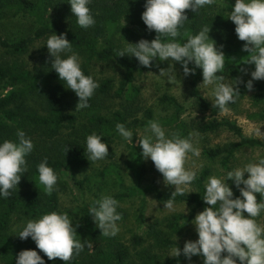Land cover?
I'll return each instance as SVG.
<instances>
[{"label": "rangeland", "instance_id": "374dc122", "mask_svg": "<svg viewBox=\"0 0 264 264\" xmlns=\"http://www.w3.org/2000/svg\"><path fill=\"white\" fill-rule=\"evenodd\" d=\"M35 2L40 0H34ZM218 10L223 14L227 24H220L219 27L224 29L222 33H213V27L210 30V37L216 42V46L220 48L225 55V64L241 63L244 61L249 52L243 51L244 41H240L235 33L234 23L228 19L230 6L235 3V0H216ZM44 16L45 20L50 24H56L64 30L82 33L84 36H91V27L84 29L74 22L71 6L68 0H44ZM123 25L135 32H138V27L134 23L123 20ZM37 27V22L33 16L18 13L13 11L0 12V37L8 41H15L28 35H33ZM202 30V29H200ZM199 30V31H200ZM199 31H190L184 28L181 35L178 36L180 43L185 42L189 36L197 34ZM228 31V32H227ZM139 33V32H138ZM125 33L117 34L113 37V43L117 45V51L126 47L127 42L136 43L138 38L134 39ZM108 35L104 34L100 38V45H106ZM47 39H40L32 43L28 51L19 55L15 60L22 63L31 71L52 69L51 57L46 48ZM78 53L81 63L84 61L85 55L82 51L74 50ZM128 56V55H127ZM14 60L13 56H4L2 48H0V61L11 63ZM158 65V67H157ZM168 61L154 60L151 67L137 72L134 77V84L139 89V95L134 102L125 101L124 97L117 96L114 91L118 87L122 77L123 69L114 60L108 61H93L90 65V72L94 79L101 83L105 79H112L113 90L104 97H101L97 107L94 110L85 108L82 110L76 109V97L70 96V111L76 116V124L74 127L65 128L59 135V141L74 139L82 143L86 149V137L95 132L92 127L90 117L94 114H102L110 116L115 111H120L124 116L129 129L133 131V142L125 141L117 134L110 142L109 146L112 149L113 157H106L100 161H89L86 151V159L84 163L75 169L72 175L61 173L57 174L58 180L55 186V191L58 196L59 208L63 212H73L69 215L73 220L75 227L78 222L82 223V228H77V239L90 240L93 243L92 248L85 247V251L93 254L98 247H101L105 252H114L116 249L127 248L128 256L123 264H146L147 256H154L158 264H203L202 257H193L189 262L183 255L175 257L176 236L178 237L177 245L183 248L184 242L187 240H196L198 235L195 231L194 218L203 211L201 207H195L185 201L174 200V207L169 210L164 207L167 202L157 200L155 196V188L165 195L174 192V186L164 183L163 176L155 168L153 162L145 160L140 155L142 148L139 145V138H142L147 133L145 129L148 127V118L145 114L147 109L151 110L152 120L159 121L166 131V135L176 133L181 135V129L177 123L168 124L166 121L173 115L174 109L170 103L161 100L163 95L174 97L177 102L184 106V110L180 115V119L185 126V131L189 135L193 134L194 146L199 148L200 155L194 156L191 153L187 155L185 161L186 170L196 172L199 176L201 171L209 169V174L204 181V185L208 178L212 175L226 178L227 172L234 168H243L246 164L257 162L264 158V102L256 101L254 92H246L243 96L237 98L234 103L227 105V111H221L215 107V97L213 95V85L203 83L202 71L185 76L183 69L179 63L175 64L177 78L168 81L165 77L159 75V69H167ZM189 68H192L189 66ZM53 70V69H52ZM255 70L253 64L250 70L235 75L225 77V82L236 84V86L251 79V71ZM195 81L198 94L204 98L209 106L203 110L200 108L198 100L191 96V83ZM256 82L263 83L264 80ZM31 98V103L34 101ZM38 106V103H37ZM34 104V108L37 107ZM214 121H230L237 124L241 128L244 136L257 139L263 142L260 146H240L238 147L226 165H221L222 156L211 158L207 156L206 150L215 149L217 147L227 148L230 142H238L237 136L225 127H220L214 131L202 132L200 128ZM39 145L28 158V171L23 174L17 188L20 193L35 189L40 192L41 197L45 200L44 189L35 183L30 177V168L38 165L44 158H47L50 163L58 157V148H56V140H46L44 135L38 136ZM32 171V168H31ZM122 179L125 189L119 185L118 177ZM245 173V178H247ZM227 183L232 188L234 197L239 196V190L235 187L231 180ZM154 186V188H152ZM138 187L141 191L134 195H122L115 199L119 201L118 211L121 213V220L118 221L119 232L114 237H105L101 234L99 228L93 222L91 214L88 213L89 208L93 203L100 199L102 195L114 196L118 193L127 192V189ZM187 192L197 191L195 183L192 181L186 186H181ZM257 195V202L260 200V195ZM144 203L143 220L139 224V208L141 203ZM194 208V216L192 221L184 225L178 233L173 232L168 224L171 221L173 214L181 213L187 215ZM245 215H247L245 213ZM31 218H17L15 216L10 222V233L19 238V232L25 225L26 221ZM37 219V218H35ZM256 222L264 227V211L255 218ZM150 227L146 233V228ZM95 231V232H94ZM96 233V234H95ZM144 234V240L140 244L133 242L135 234ZM172 241L170 246H162L159 243V238ZM0 264H4L0 260Z\"/></svg>", "mask_w": 264, "mask_h": 264}, {"label": "clouds", "instance_id": "9594fccd", "mask_svg": "<svg viewBox=\"0 0 264 264\" xmlns=\"http://www.w3.org/2000/svg\"><path fill=\"white\" fill-rule=\"evenodd\" d=\"M68 3L81 28L87 29L95 24L88 7L91 0H68ZM210 3L212 0H145L141 19L148 31H155L156 36L151 41L140 39L136 43L127 42L117 56L135 57L144 67H151L157 59L168 61L167 69H159V75L168 81L177 78L176 63L181 65L185 76L194 74L196 68L201 69L203 83L214 86V106L227 111V105L235 102L239 90L236 84L226 83L225 77L218 74L224 69L226 58L222 46L218 48L210 37L211 28H202L183 43L177 40L179 29L184 21L189 20L185 10L196 13ZM228 19L235 25L237 38L245 42L242 50L251 53L247 64L255 65V70L250 73L251 79L245 84L251 91L253 81L264 80V0H235ZM46 48L52 58L51 68L67 89L78 97L75 110L88 108V102L99 84L82 71L80 57L73 50L71 41L65 33L58 35L54 32L48 37ZM189 64H193L194 68H189ZM115 130L125 141L133 142V131L124 123H117ZM145 132L147 134L139 138L140 155L153 162L164 183L174 186L171 198L164 204L165 208L172 210V197L182 195L184 189L181 186L196 179V172L186 170L184 166L187 155L191 153L198 157L200 150L194 146L192 133L186 138L176 133L166 135L165 129L156 120L148 121ZM16 135L18 141L4 140L0 143V197L3 198L11 194V189L17 188L22 175L27 173L26 157L34 149L31 138L23 130L18 129ZM102 138L95 132L86 137L89 161L104 160L109 155L108 143L102 142ZM37 172L40 184L51 194L58 176L49 166L47 158L37 165ZM228 180L239 190V196L234 197ZM256 194L260 195L259 202ZM202 199L208 207L193 220L198 238L185 241L180 248L176 236L174 256L183 255L189 262L194 256L202 257L203 264H264V227L255 220L264 211V158L228 171L226 178L210 176ZM118 206L119 201L113 196L102 195L89 208L88 213L105 237H114L119 232L117 222L122 217L117 211ZM78 227L79 224L73 226V220L66 212L50 211L37 219L27 220L18 236L21 240L30 237L48 260L59 258L68 264L74 252L79 254L85 247H93L90 240L77 239ZM15 264H45V260L36 250L26 249L15 256Z\"/></svg>", "mask_w": 264, "mask_h": 264}, {"label": "trees", "instance_id": "16d2710c", "mask_svg": "<svg viewBox=\"0 0 264 264\" xmlns=\"http://www.w3.org/2000/svg\"><path fill=\"white\" fill-rule=\"evenodd\" d=\"M144 5L145 0H91L88 7L95 19V24L91 26V36L86 37L82 33L64 30L56 24L48 23L44 16V0L37 2L34 0H0V12L13 11L15 14H27L33 16L37 22V27L33 35H28L11 42L0 37V48H2L4 56H13L14 58L11 63L0 61V143L4 140L18 141L16 135L18 129L23 130L26 136L31 138L34 148H37L39 145L36 140L40 135H44L46 140L49 141L56 140L58 144L56 145V148H58V157L50 163V166L58 174L65 172L66 174L70 173L72 175L75 169L84 163L86 149L77 140L69 139L59 141L60 139H57L65 128L74 127L76 124L77 116L70 111V96L73 95L76 97V103L78 102V97L72 90L67 89V85L63 84L54 70L45 68L31 71L15 59L19 55L26 53L32 43L43 38L48 39L54 32L58 35L65 33L67 39L72 43L73 50L82 51L85 55L84 61L81 63V68L85 75L92 76L90 65L93 61H116L123 69V77L114 93L119 97H124L127 102H134L140 92L134 84V77L137 72L149 67L140 65L135 57L127 55L118 57L117 45L112 42V38L120 33H125L130 35L129 37H133L134 39L138 38L139 40L147 39L151 41L155 38V31H148L147 26L141 19V15L145 10ZM185 11L189 20L184 21L183 26L179 29L180 35L184 28H188L190 31H199L204 27H213V33L224 32V29L219 26L220 24H227V21H225L227 19L222 17L223 14L218 10L216 0H212V3L200 8L196 13L191 10ZM123 20L136 24L139 33L123 25ZM74 22H76V17H74ZM104 34L109 36L108 41L106 45H100V38ZM165 42H167L166 39ZM250 57L251 53L241 63L225 64L222 72L218 74L227 77L228 75L247 72L253 65L247 64ZM189 66L194 68L193 64H189ZM195 71L200 73L202 70L196 68ZM246 83L241 82L236 86L239 90V95L236 97V100L246 92H249L245 87ZM253 85L254 87L251 91L254 92L255 100L264 102V84L253 81ZM112 90V79L103 80L99 83V87L90 98L88 108L94 110L101 97L108 95ZM191 96L195 100H198L201 109L205 110L208 108V102L196 90L195 81L191 83ZM31 98H35L33 99V104L31 103ZM161 100L170 103L174 109L173 115L166 122L168 124L177 123L181 129L180 136L184 138L188 137L185 126L180 119L184 106L177 102L174 97L168 95H163ZM34 104L39 108H34ZM145 114L148 121L152 120L151 110L147 109ZM262 117H264V113ZM90 121L96 134L103 136L102 142L108 143L109 155L107 157L112 158L113 152L109 144L118 134L115 130V125L117 123H124L129 128L124 116L120 111H115L110 116L94 114L90 117ZM220 127H225L232 131L239 139L238 142H230L225 149L217 147L206 150L207 156L211 158L222 156L221 165L223 167H226L229 158L238 147H253L263 144V142L257 139L244 136L241 128L230 121L210 122L203 125L200 130L202 132H210ZM33 152H37L36 149H33L26 157V160H29L28 158L32 156ZM27 162L29 163V161ZM152 166L155 168L154 164ZM31 168L30 177L36 184H39L42 190L44 189L45 200L41 197L40 192L35 189L20 193L18 188H13L10 190L11 194L7 198L0 197V260L4 264H15V256L20 251L32 249L36 250L42 256L45 264H64L59 258L48 260L46 255L36 247L35 242L30 237L26 240H21L10 233V222L15 216L17 218L25 217L35 219L50 211L63 212L59 208L56 191L54 190L49 194L45 190L44 185L39 182L37 165ZM208 174L209 169H204L193 180L197 191L187 192L184 190L182 195L176 194L172 199L185 201L202 209L208 207L202 199L205 194L204 181ZM117 177L119 185L125 189L126 186L122 179L119 175ZM155 190V196L159 201L165 202L172 196V194L165 195L156 188ZM140 191L138 187L128 188L127 192L115 194L113 197L134 195ZM143 210L144 203L142 202L139 208V224L144 222ZM118 212L120 213V211ZM194 212L195 209L192 208L187 215L181 213L173 214L168 224L169 228L173 232H180L184 225L192 221ZM66 213L68 215L74 214L69 211ZM78 224V228H82V223L78 222ZM148 230H150L149 226L146 228L145 233ZM145 233L135 234L133 242L135 244L142 243ZM158 238L162 246H170L173 244L172 241L161 237ZM127 256L128 249L125 247L108 253L101 247H98L93 254L85 250L79 254H75L74 252L68 264H123ZM146 264H158V262L154 256H147Z\"/></svg>", "mask_w": 264, "mask_h": 264}]
</instances>
